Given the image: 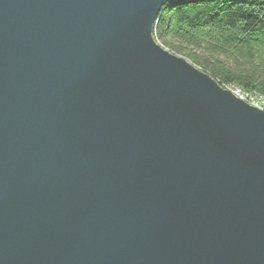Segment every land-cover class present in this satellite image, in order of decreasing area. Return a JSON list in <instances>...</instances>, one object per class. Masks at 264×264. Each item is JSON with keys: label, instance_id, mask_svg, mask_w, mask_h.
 Instances as JSON below:
<instances>
[{"label": "water", "instance_id": "1", "mask_svg": "<svg viewBox=\"0 0 264 264\" xmlns=\"http://www.w3.org/2000/svg\"><path fill=\"white\" fill-rule=\"evenodd\" d=\"M174 0H0V264H264V112L161 48Z\"/></svg>", "mask_w": 264, "mask_h": 264}, {"label": "trees", "instance_id": "2", "mask_svg": "<svg viewBox=\"0 0 264 264\" xmlns=\"http://www.w3.org/2000/svg\"><path fill=\"white\" fill-rule=\"evenodd\" d=\"M152 35L222 88L264 96V0H174L160 10Z\"/></svg>", "mask_w": 264, "mask_h": 264}, {"label": "built area", "instance_id": "3", "mask_svg": "<svg viewBox=\"0 0 264 264\" xmlns=\"http://www.w3.org/2000/svg\"><path fill=\"white\" fill-rule=\"evenodd\" d=\"M225 89L230 91L234 96L238 97L249 106L264 111V100L259 98L258 95L244 93L234 86H227Z\"/></svg>", "mask_w": 264, "mask_h": 264}, {"label": "rangeland", "instance_id": "4", "mask_svg": "<svg viewBox=\"0 0 264 264\" xmlns=\"http://www.w3.org/2000/svg\"><path fill=\"white\" fill-rule=\"evenodd\" d=\"M153 36V35H152ZM156 42V41H155ZM161 48H163L164 50H166V51H168L170 54H172V55H174V56H176L177 58H180V59H183V60H185L188 64H190L193 68H195L196 70H200V66H197L196 64H194V62L191 60V59H189L186 55H176V54H174L172 51H169V49L168 48H166V47H163L161 44H159V43H157ZM224 61V60H223ZM225 63L227 64V65H230V66H232V67H234V64H232V63H230L229 61H225ZM208 75V74H207ZM229 86H234V85H229ZM225 87H227V86H225ZM224 87V88H225ZM234 87H236V88H238L237 86H234ZM238 89H240L242 92H244V93H248V94H254V95H258V97L259 98H262L263 100H264V96L262 95V94H259V93H257V92H255V91H245V90H242L241 88H238ZM236 97V96H235ZM261 111V110H260ZM264 112V111H263Z\"/></svg>", "mask_w": 264, "mask_h": 264}, {"label": "bare ground", "instance_id": "5", "mask_svg": "<svg viewBox=\"0 0 264 264\" xmlns=\"http://www.w3.org/2000/svg\"><path fill=\"white\" fill-rule=\"evenodd\" d=\"M155 22H156V20H155ZM155 24V23H154ZM197 71H199V72H201V73H203V74H205V75H207L206 73H204L201 69L200 70H197ZM223 89H225V88H223ZM225 90H227V89H225ZM236 98H238V97H236ZM239 99V98H238Z\"/></svg>", "mask_w": 264, "mask_h": 264}]
</instances>
